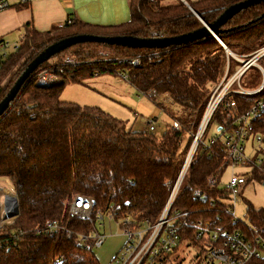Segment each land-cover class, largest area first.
Returning <instances> with one entry per match:
<instances>
[{
	"label": "trees",
	"instance_id": "obj_1",
	"mask_svg": "<svg viewBox=\"0 0 264 264\" xmlns=\"http://www.w3.org/2000/svg\"><path fill=\"white\" fill-rule=\"evenodd\" d=\"M240 1H187L194 15L181 0H129L130 20L121 25L101 27L76 22L51 32L27 28L20 44L0 62V101L26 66L59 40L78 35L179 37L202 28L203 23L212 24L226 8ZM217 37L238 60L209 36L164 49L86 42L38 66L0 118V178L9 179L18 200V216L0 227V241L11 240L18 230L23 233L19 240L0 247V264H100L92 249L78 242L79 236L90 235L97 225L70 214L76 197L92 201V217L96 211L103 215L114 212L113 220L120 229L124 227L122 220L130 214L134 221L131 225L143 222L152 228L157 224L195 143L213 91L243 66L241 61L250 60L264 48V2L237 13L220 27ZM67 56L74 64L62 62ZM133 60H138V65ZM50 63L55 65L59 82L42 87L37 84V74ZM256 64L264 71V55ZM249 72L258 79L252 89L241 83ZM103 74L126 76L127 83L143 95L152 90L158 96L165 95L179 108V114L175 116L156 104L177 127L167 125L162 138L157 139L146 130L128 129L125 122L97 107L60 99L67 84H83ZM261 83L262 74L255 66L238 80L245 91H255ZM237 88L234 83L231 90ZM260 100L264 101V86L253 94L231 92L213 111L168 212L178 235L172 253L181 246L198 247L206 253L208 249H225L224 232L264 236V209L248 207L246 221H240L224 203L230 192L219 187L220 180L214 187L207 185L223 162L225 133L237 116ZM210 125L215 126L217 134L205 142ZM252 126V133L261 136L255 156H262L264 165V108ZM262 169L243 173V185L252 179L264 184ZM50 220L59 225L53 237L43 233ZM205 221L217 238L203 245L196 240L195 225ZM245 264H264V255Z\"/></svg>",
	"mask_w": 264,
	"mask_h": 264
},
{
	"label": "built area",
	"instance_id": "obj_2",
	"mask_svg": "<svg viewBox=\"0 0 264 264\" xmlns=\"http://www.w3.org/2000/svg\"><path fill=\"white\" fill-rule=\"evenodd\" d=\"M12 0H0V12L8 9L11 5ZM18 6H26L33 2L40 0H14ZM73 21L68 19L64 25H72ZM9 46L8 43L0 41V62L8 54L5 52L6 48ZM15 46L14 48H16ZM264 55V48L259 50L250 60L254 61V66H258L256 61ZM241 61V60H239ZM249 61V60H248ZM64 64H74L73 58L71 56L65 57L62 61ZM246 61H241L243 66L226 82L219 85L212 93L205 111V122L199 134L196 133L195 143L190 149L183 168L178 176L176 184L172 190V193L166 203V206L158 219L156 225L149 228L143 222H139L137 225H131L133 221V215H127L122 220V225L124 226L121 231L123 236L126 238V242L115 256V258L109 264H160L167 256H169L173 249L178 244L177 228L174 226L173 218L168 217L169 209L175 198L177 189L184 177L186 168L191 161L193 154L195 152L197 141L202 136L205 127L211 117L213 111L217 105L231 92L242 93V94H253V91L243 90L239 84L238 80L240 76L250 67V64L245 63ZM135 65H138V60H133ZM260 67V66H259ZM55 65L50 63L47 67L39 71L37 74V84L42 87H49L57 84L59 82L58 77L54 73ZM122 79H126V76L122 75ZM236 83L238 88L236 90H231L232 85ZM258 92V91H257ZM156 101H161L165 99V95L158 96L155 91H150L147 95ZM264 108V101L260 100L251 107L249 111L245 114L237 116L234 120L233 127L225 133L223 137V162L218 170V172L212 177L208 178L207 185L209 187H214L218 180H220L223 188L230 192V197L233 201H236L237 190L245 182L243 173L235 171L237 167L248 169L249 172L253 168L261 169L264 167L262 156H255L257 150L261 147V136L259 134H253L252 121L258 115L259 111ZM204 114V115H205ZM204 117V116H203ZM147 132H153V120L147 122V127L145 129ZM252 136L256 142V147L254 148V158L250 159L246 157L245 154V143ZM229 168L231 173L226 181H222V176L224 171ZM264 170V169H262ZM244 172V173H246ZM11 194V193H10ZM15 198V208L9 210L3 208L0 227L8 223L6 220L16 218L18 216V200L16 194H11ZM92 201L86 198L76 197L72 204L70 205V214L82 221L93 220L96 225L103 226L104 217L102 212L96 211L92 217ZM10 215L9 217H5ZM108 220H113L114 212L106 215ZM11 220V221H12ZM114 221V220H113ZM59 225L57 221L50 220L47 221L43 227V233L48 237H53ZM196 230V240L203 245L209 243L210 241L216 240V234L212 232L209 228V223L198 222L195 225ZM225 249H208L207 256L209 259L216 260L219 264H245L248 260L252 258H258L264 255V236L253 235L245 236L239 231H234L232 233L224 232L223 234ZM23 237L22 231L18 230L11 238V240L0 241V247L9 244V241L14 243ZM70 237V234H68ZM105 236L101 234L96 228L90 232L88 236H79L78 242L84 248H92L93 246L100 247L104 242Z\"/></svg>",
	"mask_w": 264,
	"mask_h": 264
},
{
	"label": "rangeland",
	"instance_id": "obj_3",
	"mask_svg": "<svg viewBox=\"0 0 264 264\" xmlns=\"http://www.w3.org/2000/svg\"><path fill=\"white\" fill-rule=\"evenodd\" d=\"M204 24V23H203ZM10 41V40H9ZM21 40L11 41L6 48L7 53L15 50V46L20 44ZM68 57V56H67ZM65 58V57H64ZM258 79L254 72L247 73L242 79L244 87L254 88ZM60 99L66 102L75 103L79 106L97 107L114 118L122 120L126 123V127L135 132L146 129L147 122L153 120L154 131L150 132L157 139H161L165 133L167 125L177 127L176 123H172L173 119L162 109H170L175 116L179 114V108L167 97L161 101H152L149 97L137 92L122 77L113 74H103L84 81L83 84H67ZM156 103H160L159 107ZM217 134L215 126L210 125L205 133V142L211 140ZM256 142L252 136L245 143V154L250 159L254 158V148ZM237 172L244 173L248 169L237 167ZM231 173V169L227 168L222 176V181H226ZM0 189H6L11 194H15L12 190V183L7 178H0ZM5 187V188H3ZM223 188V185H219ZM232 210L234 217L240 221H246V210L248 207L254 209H264V184L257 179L248 181L245 185L240 186L237 190L236 201L230 199L224 202ZM12 210V206L7 208ZM2 211H0L1 219ZM10 215H6L9 217ZM12 220L8 219L6 222ZM1 224V223H0ZM97 230L105 236L102 246H93L92 252L98 258L100 264H109L119 253L126 242L121 229L113 220L104 217L103 226H96ZM180 260H182L180 262ZM164 264H219L216 260L209 259L207 253L198 247L186 248L181 246L175 253L169 255L167 262Z\"/></svg>",
	"mask_w": 264,
	"mask_h": 264
},
{
	"label": "crops",
	"instance_id": "obj_4",
	"mask_svg": "<svg viewBox=\"0 0 264 264\" xmlns=\"http://www.w3.org/2000/svg\"><path fill=\"white\" fill-rule=\"evenodd\" d=\"M181 1L188 4L198 0ZM68 19L101 27L121 25L130 20L129 0H40L26 6L12 0L10 7L0 12V41L10 45L22 40L27 28L51 32Z\"/></svg>",
	"mask_w": 264,
	"mask_h": 264
},
{
	"label": "water",
	"instance_id": "obj_5",
	"mask_svg": "<svg viewBox=\"0 0 264 264\" xmlns=\"http://www.w3.org/2000/svg\"><path fill=\"white\" fill-rule=\"evenodd\" d=\"M264 2V0H243L237 2L235 4L230 5L226 8L223 13L210 25L203 24V27L190 32L188 34H184L179 37L173 38H135L132 36H118V37H101V36H93V35H78L72 36L68 38H64L59 40L48 47H46L43 51H41L25 68L22 74L17 78L13 86L10 88L6 96L0 101V118L6 114L10 104L19 93L20 89L22 88L25 81L34 73V71L38 68V66L42 65L43 63L49 61L53 56L59 54L60 52L74 46L77 44H82L86 42H93L99 44H106L109 46H123L126 48H148V49H164L169 46L181 45V44H188L190 42H195L201 40L203 38L212 36L216 38L218 41V32L221 26L226 24L228 20H230L233 16H235L240 11L253 6L255 4H259ZM185 6L194 14L195 12L190 8L188 4L183 2ZM220 42V41H219ZM221 43V42H220ZM222 44V43H221ZM223 48L229 53L234 59L238 60L232 53L228 51V49L222 44ZM245 63L250 64V66H254V61L249 60ZM256 67V66H255ZM262 74V83L260 87L253 91L252 93H256L257 91L261 90L264 86V71L261 67L257 66ZM206 114L204 115L202 122L199 126L197 134L200 133L202 126L205 122Z\"/></svg>",
	"mask_w": 264,
	"mask_h": 264
},
{
	"label": "bare ground",
	"instance_id": "obj_6",
	"mask_svg": "<svg viewBox=\"0 0 264 264\" xmlns=\"http://www.w3.org/2000/svg\"><path fill=\"white\" fill-rule=\"evenodd\" d=\"M15 198L6 189H0V211H3V206L10 208L12 210L15 208Z\"/></svg>",
	"mask_w": 264,
	"mask_h": 264
}]
</instances>
